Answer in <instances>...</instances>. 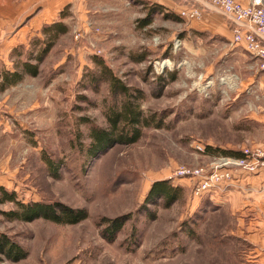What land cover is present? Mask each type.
<instances>
[{"label": "rangeland", "instance_id": "374dc122", "mask_svg": "<svg viewBox=\"0 0 264 264\" xmlns=\"http://www.w3.org/2000/svg\"><path fill=\"white\" fill-rule=\"evenodd\" d=\"M152 4L77 1L59 20L69 32L40 66L39 76L0 90V187L24 204L88 211V218L76 225L12 220L6 214L19 209L0 202V235L27 254L19 262L0 254V264L254 261L249 260L251 245L236 240L243 211L234 214L229 202L246 177L264 172V156L258 157L264 155L259 76L264 70L261 63L260 70L253 65L257 58L233 45L232 26L222 15L226 32L196 28L206 12H214L206 5L184 0L177 10L151 14ZM193 7L202 10V19H183L181 11ZM146 20L151 23L144 26ZM21 37L12 50L0 42V78L7 70H19L30 51H38L31 34ZM39 39H47L42 30ZM95 57L128 87L144 93L142 110L156 119L135 144L114 145L97 155L90 152V131L108 128L106 114L120 98H114L108 84L95 87L88 80L89 73L101 71ZM245 151L257 167L254 172L229 162L242 159ZM216 168L230 179L196 197L195 172ZM181 170L190 174L178 175ZM165 180L182 188L180 199L168 207L162 199L155 204L149 198L153 184ZM119 217L127 219L110 240L105 236L108 220Z\"/></svg>", "mask_w": 264, "mask_h": 264}, {"label": "trees", "instance_id": "16d2710c", "mask_svg": "<svg viewBox=\"0 0 264 264\" xmlns=\"http://www.w3.org/2000/svg\"><path fill=\"white\" fill-rule=\"evenodd\" d=\"M67 6L60 15L63 20L68 16L65 15ZM151 14L163 13L164 7L159 4L151 5ZM166 17H174L173 13H166ZM144 26L149 25L151 21H144ZM69 28L61 21L46 24L42 28V33L46 36V40H40L39 36H35V42L39 47L38 51L28 54V57L19 65V70H7L0 81V90L19 85L27 76L38 77L40 74V66L44 63L51 50L61 36L68 34ZM95 64L101 69L100 74L91 72L88 80L95 87L101 84H108L114 98H120V103L110 107L106 114L108 128L93 127L90 131L92 140L91 154L97 155L103 150L114 145H132L138 142L143 136V130L151 127L155 122V116H147L142 110L141 101L144 99V93L141 90L128 87L113 70L106 65L101 58H94ZM162 80L161 78H159ZM161 121H157V126L161 127ZM212 150L211 148L207 149ZM225 155L241 156L240 153L223 151ZM50 164V162H48ZM182 188L174 187L169 181H159L153 184L149 198L153 203L162 199L164 206L168 207L177 202L181 197ZM0 202H10L15 204L18 211H11L6 214L12 220L34 221L44 219L61 225H76L88 218L86 209H73L64 205L30 203L24 204L17 200L15 193H9L4 187H0ZM148 198V199H149ZM127 217H119L117 219L108 220L105 236L110 240L122 230ZM0 254L4 255L9 261L19 262L27 257L25 251L9 238L0 235Z\"/></svg>", "mask_w": 264, "mask_h": 264}, {"label": "crops", "instance_id": "0c3cea01", "mask_svg": "<svg viewBox=\"0 0 264 264\" xmlns=\"http://www.w3.org/2000/svg\"><path fill=\"white\" fill-rule=\"evenodd\" d=\"M77 1L79 0H0V42H4L3 45L10 44L12 50L20 36L25 37L29 34H31L30 38L40 36L44 25L58 22L61 12L69 5L72 11ZM146 1L162 5L165 9L177 10L184 6V0ZM236 1L243 5L249 2V0ZM220 16L221 14L216 11L206 12L202 23L196 28L226 32V21ZM31 30L35 32L34 35L30 33ZM233 54H235L234 57L239 56L238 52ZM242 60L246 62V59L242 58ZM253 65H257L260 70L259 61L255 60ZM259 76L260 83L264 85V72H259ZM242 188L244 190L241 192ZM229 206L234 214L243 211L242 217L236 223L239 236L236 240H243L251 245L254 251H252V258L249 256V260H254L252 264H264V172L246 177L239 191L235 190L231 194ZM241 230H243L242 233Z\"/></svg>", "mask_w": 264, "mask_h": 264}, {"label": "built area", "instance_id": "2783aa9c", "mask_svg": "<svg viewBox=\"0 0 264 264\" xmlns=\"http://www.w3.org/2000/svg\"><path fill=\"white\" fill-rule=\"evenodd\" d=\"M196 3H202L208 8L220 13L231 25L233 35V45L242 46L251 56L257 58L264 70V8L263 0H249V3L243 5L236 0H191ZM183 19L199 21L203 17L202 10L198 8H187L180 13ZM181 42L176 41V47H180ZM203 150L202 147L197 146ZM264 155H258L262 158ZM250 158L249 151H245L242 159L229 160L234 166H241L249 172H254L257 167L248 162ZM231 169V168H229ZM246 170V171H247ZM190 174L188 170L179 171L178 175ZM198 175V183L195 189V196L200 197L205 192L213 189H220L225 178L230 179V175H224L218 168L211 173L195 172Z\"/></svg>", "mask_w": 264, "mask_h": 264}]
</instances>
